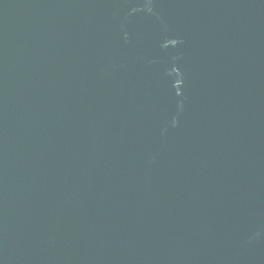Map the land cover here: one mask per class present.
<instances>
[{
	"label": "water",
	"instance_id": "obj_1",
	"mask_svg": "<svg viewBox=\"0 0 264 264\" xmlns=\"http://www.w3.org/2000/svg\"><path fill=\"white\" fill-rule=\"evenodd\" d=\"M0 264H264V0H0Z\"/></svg>",
	"mask_w": 264,
	"mask_h": 264
}]
</instances>
